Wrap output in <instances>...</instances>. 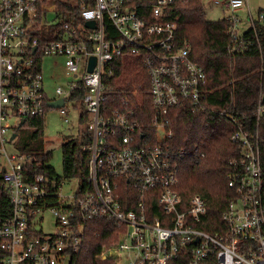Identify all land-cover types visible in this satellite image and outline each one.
I'll use <instances>...</instances> for the list:
<instances>
[{
    "label": "built area",
    "instance_id": "2783aa9c",
    "mask_svg": "<svg viewBox=\"0 0 264 264\" xmlns=\"http://www.w3.org/2000/svg\"><path fill=\"white\" fill-rule=\"evenodd\" d=\"M177 1L186 0H0V176L10 203L0 215V264H75L90 220L117 227L118 239L96 255L114 264H264L257 130L264 120L263 97L255 107V128L228 116L235 126L230 140L240 156L228 163L226 183L235 196L220 217L224 230L210 233L198 227L207 215L206 200L197 193L185 199L179 189L184 151L168 143L169 113L183 100L197 106L206 76L190 56L189 44L176 38V24L165 19ZM210 2L229 23L228 51H236L245 43L235 12L247 8V0ZM65 4L72 10L61 7ZM247 15L250 27L255 21L264 24V13L256 20ZM86 20L94 26L86 27ZM106 21L116 30L115 38ZM124 52L139 55L146 72V93L143 83L132 90L138 100L143 94L150 98L146 131L127 108V99L121 98L122 107L104 105L103 75ZM43 55L64 58L67 89L56 87L52 100L44 90ZM78 89L84 90L81 104L90 115V140L82 146L89 153L87 178L65 195L61 188L67 178L33 174L41 164L21 151L9 152L6 143L14 141L26 119L53 108L49 102L62 98L58 108L64 112ZM47 210L54 232L40 226Z\"/></svg>",
    "mask_w": 264,
    "mask_h": 264
},
{
    "label": "trees",
    "instance_id": "16d2710c",
    "mask_svg": "<svg viewBox=\"0 0 264 264\" xmlns=\"http://www.w3.org/2000/svg\"><path fill=\"white\" fill-rule=\"evenodd\" d=\"M61 7L72 10L69 5ZM166 20L176 24V38L190 46V56L202 66L206 80L199 104L192 105L183 100L169 113L172 132L168 143L175 150H183L179 161V189L183 198L199 194L207 203L205 221L198 227L213 233L224 230L220 220L227 203L235 192L228 187L226 175L230 171L229 161L240 156V148L230 140L235 126L228 116H236L249 128L256 127L254 111L257 102L264 96V24L255 21L241 36L244 45L229 52V23L224 19L209 20L205 17L202 0L177 1L167 9ZM264 13L263 9L258 14ZM106 27L115 38L116 30L108 21ZM107 37L110 38L109 33ZM110 72L103 75L108 107H122L121 98L127 99V108L140 119L143 131L149 127L152 106L148 95L138 100L132 90L143 83L141 91L146 93V72L139 55L124 52L108 64ZM83 89L74 91L69 99L81 104ZM245 116V119L242 117ZM83 122L82 120H80ZM44 115L26 119L17 129L20 134V149L36 159L41 166L32 169L33 174L55 175L46 163L50 151L43 150ZM260 161L262 168V196L264 203V120L257 126ZM88 126L79 138H66L61 143L63 177L79 178L83 184L87 178L89 153L82 150L90 140ZM10 203L0 176V215L6 214ZM118 239V229L106 220H90L85 225L82 246L75 255V264H114L110 259H96L104 244Z\"/></svg>",
    "mask_w": 264,
    "mask_h": 264
},
{
    "label": "rangeland",
    "instance_id": "374dc122",
    "mask_svg": "<svg viewBox=\"0 0 264 264\" xmlns=\"http://www.w3.org/2000/svg\"><path fill=\"white\" fill-rule=\"evenodd\" d=\"M202 2L206 19L219 20L223 18V12L218 5L213 4L210 0H202ZM247 6L253 19L256 20L258 11L264 10V0H247ZM235 15L240 20L237 26L238 32H243L250 27L246 7L237 9ZM41 72L44 78V90L49 100L57 98L56 87L59 86L63 91H66L68 78L64 75V58L62 56L43 55L41 57ZM64 109V112H61L59 108L47 109L43 122V150L51 153L46 165L54 169L55 175L59 178L63 176L61 143L66 138H80L90 123L88 113L83 119L80 118L83 109L75 99H67ZM19 138L20 134L18 133L13 142L6 143V149L9 152L21 151ZM80 183V179H63L61 191L65 195H71ZM40 226L44 232H54L53 216L50 210L43 213ZM122 258H124V254Z\"/></svg>",
    "mask_w": 264,
    "mask_h": 264
},
{
    "label": "water",
    "instance_id": "95a60500",
    "mask_svg": "<svg viewBox=\"0 0 264 264\" xmlns=\"http://www.w3.org/2000/svg\"><path fill=\"white\" fill-rule=\"evenodd\" d=\"M84 25L86 27H93L94 26V21L93 20H86L85 23H84ZM90 62H91V64H90L89 71H91V68H92V66L94 64V57H91L90 58ZM263 100H264V96H263ZM63 104H64V101H63L62 98H59V99H57L55 101H52V102H49V105L51 107H53V108L62 107ZM14 136H15V134L12 135V137H14Z\"/></svg>",
    "mask_w": 264,
    "mask_h": 264
},
{
    "label": "crops",
    "instance_id": "0c3cea01",
    "mask_svg": "<svg viewBox=\"0 0 264 264\" xmlns=\"http://www.w3.org/2000/svg\"><path fill=\"white\" fill-rule=\"evenodd\" d=\"M248 11H249V9H248V6H247V14H248ZM250 13V12H249ZM248 16V15H247ZM252 16V15H251ZM246 30V29H245ZM244 32V31H243ZM240 33H242V32H240Z\"/></svg>",
    "mask_w": 264,
    "mask_h": 264
}]
</instances>
